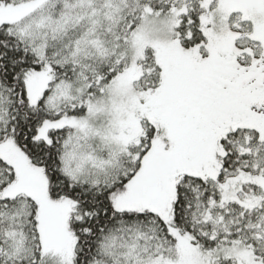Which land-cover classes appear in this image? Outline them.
Wrapping results in <instances>:
<instances>
[{
	"label": "snow or ice",
	"instance_id": "6c2138e0",
	"mask_svg": "<svg viewBox=\"0 0 264 264\" xmlns=\"http://www.w3.org/2000/svg\"><path fill=\"white\" fill-rule=\"evenodd\" d=\"M0 264H264V0H0Z\"/></svg>",
	"mask_w": 264,
	"mask_h": 264
}]
</instances>
